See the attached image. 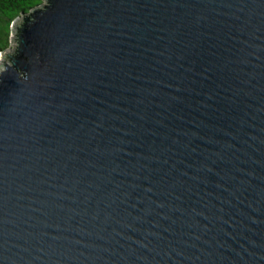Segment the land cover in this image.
I'll use <instances>...</instances> for the list:
<instances>
[{"label":"water","instance_id":"1","mask_svg":"<svg viewBox=\"0 0 264 264\" xmlns=\"http://www.w3.org/2000/svg\"><path fill=\"white\" fill-rule=\"evenodd\" d=\"M0 64V264H264V0H43Z\"/></svg>","mask_w":264,"mask_h":264},{"label":"trees","instance_id":"2","mask_svg":"<svg viewBox=\"0 0 264 264\" xmlns=\"http://www.w3.org/2000/svg\"><path fill=\"white\" fill-rule=\"evenodd\" d=\"M42 1L43 0H0V11L4 15L5 22L9 28L7 35L9 36L12 23L16 18Z\"/></svg>","mask_w":264,"mask_h":264},{"label":"rangeland","instance_id":"3","mask_svg":"<svg viewBox=\"0 0 264 264\" xmlns=\"http://www.w3.org/2000/svg\"><path fill=\"white\" fill-rule=\"evenodd\" d=\"M8 31H9L8 25L5 22L4 15L0 11V52L10 47V34L9 36L7 35ZM0 70H1V64H0Z\"/></svg>","mask_w":264,"mask_h":264}]
</instances>
